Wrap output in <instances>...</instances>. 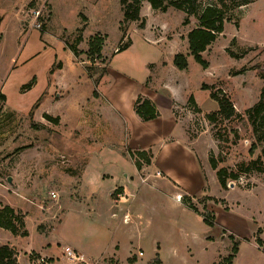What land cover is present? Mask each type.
<instances>
[{"label": "rangeland", "instance_id": "rangeland-1", "mask_svg": "<svg viewBox=\"0 0 264 264\" xmlns=\"http://www.w3.org/2000/svg\"><path fill=\"white\" fill-rule=\"evenodd\" d=\"M207 6L222 11L224 31L203 54L207 69L189 56L188 69L179 71L173 58L188 55L186 36ZM186 18L142 2L139 21L122 24L119 0H0V209L21 215L27 231L21 237L0 228V246L14 250L17 264H67L63 247L91 264H216L234 243L233 264H264V113L255 127L247 115L264 86V0H199L196 15L188 24ZM95 35L104 37L100 59L87 56ZM112 91L122 102L117 112L108 102ZM142 92L177 123L163 134L161 154L159 146L138 152L125 144L126 127L133 130L128 105ZM211 93L226 96L238 118L209 122L217 111ZM152 125H143L144 133L158 134L160 124ZM185 137L206 181L180 177L173 186L165 167L182 173L176 157ZM210 159L237 179L222 189ZM120 170L128 175V226L121 213H93L90 203L108 198L87 189ZM182 197L213 215L214 226Z\"/></svg>", "mask_w": 264, "mask_h": 264}, {"label": "trees", "instance_id": "trees-1", "mask_svg": "<svg viewBox=\"0 0 264 264\" xmlns=\"http://www.w3.org/2000/svg\"><path fill=\"white\" fill-rule=\"evenodd\" d=\"M146 2L150 5L151 9L161 12H166L169 8L180 10L187 15L185 24H188L189 16L196 15L197 5L199 0H119L121 10L123 12L122 24L137 22L140 19L141 3ZM198 26L191 30L187 36L188 43V55L176 54L173 58V65L179 71H185L188 69L187 58L191 56L194 61L199 64L203 69L208 68V63L204 60L203 54L206 52L209 46H211L219 35L224 31L225 17L222 11L214 6H207L202 10L197 18ZM104 37L95 35L89 42V49L87 51L88 58L100 59L102 56ZM128 47H123L118 51L122 52ZM73 52V50H72ZM75 52V51H74ZM73 52V53H74ZM76 54V53H74ZM261 78L264 81V67H261ZM105 74V69L101 71L99 78H102ZM99 81V80H98ZM96 81L95 83H98ZM203 90H207V87H203ZM210 98L217 104V111L207 115L209 122H215L218 119L230 120L235 117L238 118L236 111L233 108L230 100L220 94L211 93ZM190 102L193 103V99L190 98ZM134 113L142 122H149L159 117V112L154 103L142 96H137L134 102ZM264 113V86L261 90L258 102L247 111L248 119L251 126L257 124L259 117ZM45 118L52 122H57V119H53L49 116ZM259 142H264V137L258 139ZM258 162V161H257ZM147 161V165H148ZM256 164V161L252 163V166ZM210 165L214 171H216V177L221 188L224 189L227 186V181L236 180L238 175L235 173H228L226 169H218L216 162L210 159ZM250 166L239 167V172L250 171ZM140 170V166H138ZM181 202L188 207L195 214L202 216L203 223L208 227H213V215L200 213L190 202L189 199L182 197ZM0 228L9 231L13 236L26 237L27 231L21 215L15 213L10 207H4L0 209ZM260 243V241L258 240ZM238 254V245L234 243L230 254L223 258L219 263L216 264H233ZM155 264H160L159 259H156ZM0 264H17L15 252L8 246H0Z\"/></svg>", "mask_w": 264, "mask_h": 264}, {"label": "crops", "instance_id": "crops-1", "mask_svg": "<svg viewBox=\"0 0 264 264\" xmlns=\"http://www.w3.org/2000/svg\"><path fill=\"white\" fill-rule=\"evenodd\" d=\"M105 96H106V98L108 97L107 95H105ZM111 96L112 97L108 98V102L110 103V106L111 107L114 106L112 108L116 109V110L114 109L115 112H117V110H122V102L119 99L117 100L114 98V91H112ZM137 96H138V94L133 96L132 100L130 102V105H128L129 106L128 113H129V118L131 119V122H132L133 130H130L128 128V126L126 127V136H125L126 143L125 144H126V146L130 147V143H132L134 145L135 150H137L138 152L141 149H144V151H146L147 149H149L150 146H159V149H162L159 152V154H161V152L165 149V146H163V142L166 138H163L164 137L163 134H167V133L171 132L172 130H175L177 128V123L172 118V114L169 112V110L167 111L166 108H164L162 110L160 108V106L157 104V100H158L157 98H154V96H152L148 93H144V92H142L141 96L146 97L147 99H149L150 101H152L154 103V105L156 106V108L159 112V117L153 121L142 122L140 119H138V117L134 113V102H135V99ZM194 100H195L197 105H200L199 101L196 98ZM104 108H105V110L107 109L106 107L103 106V109ZM162 112L165 113L164 116H163ZM162 116H163L164 121L161 120ZM172 120H173V122H172ZM150 124H151V126H153L152 124H155V125L160 124L159 128L158 127L156 128V126L153 128V130H155V132L157 131L156 133H158V134H154V135L150 136V135H148V132L144 133L143 125L148 126ZM110 127L113 128L112 125H110L108 128H110ZM105 132H106V130H105ZM101 134L102 133L100 131L99 132L100 137L102 136ZM161 138L163 139V141L161 143H159V140ZM111 140H113V138ZM185 140H184V143H181V146H180L181 148L177 149L178 156L176 157V159L178 160V164L181 167L182 173L177 174L175 172H171L169 170V168L165 167V169H166V171H165L166 176L165 177L168 178V180L170 182H172L173 186H177L178 185L177 183L184 182V180H183L184 177H187L188 179H190L191 180L190 183H193L194 185H199L200 183H202V182L204 183L206 181L205 176L201 174V167H200L199 161H198L199 157H197V155H196V153H198L197 150L195 152L192 149H190L188 146L189 141H187L188 139L186 137H185ZM122 155L125 156L123 153H122ZM125 157L128 158V156H125ZM156 158H158V156H156ZM207 163H208V160H207ZM144 168H146V167H144ZM147 168H148V166H147ZM210 168H211V166H210ZM143 170L145 171L147 169H143ZM210 171L213 172L212 168L210 169ZM141 172H139V173H141ZM122 174H123L122 170L118 171V173L114 172L112 174H104L101 177H98V179H95L96 181L92 180L91 181L92 183H90L88 185L89 188H87V187L86 188L90 189L92 186H94L95 189H90L89 192H91L92 194L93 193L99 194V196L98 195L97 196L100 199H107L108 198V200H105L104 203H102V205H99V203H95L92 206V204L90 203V206H91L93 213L97 212L99 217L101 215L108 213V214H110L111 218H115L117 216V213H121L123 224H126V226H128V198H129L128 197V175L123 174V176L121 177ZM180 177H183V179ZM110 181H115L116 186L113 189H105V188L100 189L102 183L110 182ZM118 190H119V193L117 195V199L116 198L113 200L109 199V196H111V194L113 192H116ZM187 195L188 194H186V196ZM97 196H95V197H97ZM177 196H179V195H177ZM188 196H190V195H188ZM178 199L179 198H177V200ZM98 205H99V207H98ZM94 206H97V207H94ZM203 209L206 210L205 208H203ZM200 213H202V212H200ZM118 233L120 235L119 236L120 239H122L123 234L119 231H118Z\"/></svg>", "mask_w": 264, "mask_h": 264}, {"label": "built area", "instance_id": "built-area-1", "mask_svg": "<svg viewBox=\"0 0 264 264\" xmlns=\"http://www.w3.org/2000/svg\"><path fill=\"white\" fill-rule=\"evenodd\" d=\"M39 16V15H38ZM38 24V27L40 26V23ZM52 199H56L57 196L55 194H51ZM140 255H142L140 253ZM61 258L67 263V264H91L86 258H84L83 255L79 254L75 250H73L70 247H63L61 252ZM38 263L45 264V261L43 258L39 259Z\"/></svg>", "mask_w": 264, "mask_h": 264}]
</instances>
